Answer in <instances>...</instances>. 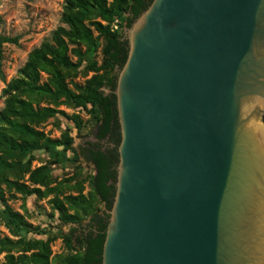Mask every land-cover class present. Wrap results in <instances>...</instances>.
<instances>
[{"label":"water","instance_id":"1","mask_svg":"<svg viewBox=\"0 0 264 264\" xmlns=\"http://www.w3.org/2000/svg\"><path fill=\"white\" fill-rule=\"evenodd\" d=\"M125 39L101 264H264V0H153Z\"/></svg>","mask_w":264,"mask_h":264},{"label":"trees","instance_id":"2","mask_svg":"<svg viewBox=\"0 0 264 264\" xmlns=\"http://www.w3.org/2000/svg\"><path fill=\"white\" fill-rule=\"evenodd\" d=\"M153 0H66L63 6L61 23L50 39L33 49L16 78L12 79L3 91L5 105L0 111V182H7L9 188L23 195L31 192L17 181L9 182V175L24 173L21 158L29 151L50 150L63 147L72 150L73 140L67 134L59 140L45 137L37 128L54 114L60 113L50 106L67 105L75 109L87 110L96 119L95 139L82 148L85 161L94 168L90 178L89 197L82 195L67 197L64 201L55 198L51 201L66 224L81 225L63 237L65 246L74 253L62 259V264H101L102 248L106 227L110 218L115 195L116 167L120 128L117 119L116 76L124 65L128 54V43L112 26L129 29L133 22L148 8ZM124 23V24H122ZM118 29V28H117ZM95 34V35H94ZM17 37L0 34V79L3 80L2 55L4 45H17ZM101 48L102 63L90 61L86 68L93 75L76 91L67 85V79L77 73L84 56H93ZM84 48V51H82ZM71 56L76 60L73 62ZM47 77L42 82L41 76ZM105 89L108 91L105 93ZM41 103L45 107H39ZM34 105V106H33ZM61 115H64L63 113ZM68 119L81 129L82 122L77 115ZM104 149L99 143L106 140ZM110 144H112L110 148ZM72 152H74L72 150ZM74 153V159H77ZM29 173L31 185L47 188L50 184L44 167ZM0 201H4L0 190ZM96 204L102 206L99 209ZM72 210V213H69ZM5 213L13 223L21 224L17 214L9 208ZM11 242L0 240V250H6ZM50 242H24V254L14 257L6 254L0 264H50ZM28 253V254H26Z\"/></svg>","mask_w":264,"mask_h":264},{"label":"rangeland","instance_id":"3","mask_svg":"<svg viewBox=\"0 0 264 264\" xmlns=\"http://www.w3.org/2000/svg\"><path fill=\"white\" fill-rule=\"evenodd\" d=\"M66 0H0V34L8 37H17V45H4L2 55V72L4 79H0V111L5 105L3 91L7 84L17 77L19 70L25 64L28 54L39 45L50 39L52 33L62 26L61 18L63 6ZM124 24V23H122ZM117 32L126 38L128 29L117 27ZM95 35V34H94ZM99 47L95 54L84 56L81 67L76 74L67 79L68 87L76 91L82 87L93 73L87 71V64L94 60L98 65L102 63V55ZM84 51V48H82ZM75 62L76 58L71 56ZM47 77L41 76L42 82ZM105 93V89H103ZM34 106V105H33ZM47 106L41 103L39 107ZM60 113L47 119L37 129L51 140H59L62 135L67 134L72 138V150L63 147H53L50 150H35L27 152L20 160L24 173L9 175V182L17 181L24 185L30 195H23L9 188L7 182H0V190L3 192L4 201H0V240L7 238L11 244L6 250H0V263H3L6 254L15 258L24 254V242L37 240L49 241L51 250V263L62 264L64 257L74 252L65 246L63 237L68 235L72 229L81 228V225L66 224L60 219L59 212L54 208L51 201L55 198L63 201L69 196L75 197L79 189L82 195L89 197L90 178L94 175V168L85 161L82 156V148L88 142L95 143L96 119L87 110L75 109L73 106L57 105L50 106ZM64 115H61V114ZM77 115L82 122L81 129L68 119L69 116ZM74 153L77 159H74ZM44 167L48 174L50 184L47 188L31 185L28 181L29 173ZM65 206L67 204L65 203ZM96 206L102 210L100 204ZM17 214L20 225L10 221L5 210ZM69 210V213H72ZM28 254V253H26Z\"/></svg>","mask_w":264,"mask_h":264},{"label":"flooded vegetation","instance_id":"4","mask_svg":"<svg viewBox=\"0 0 264 264\" xmlns=\"http://www.w3.org/2000/svg\"><path fill=\"white\" fill-rule=\"evenodd\" d=\"M95 141H96L95 143H98L96 139H95ZM99 144H100L104 149L106 148L107 145H109L108 142H107V139L104 140V141H102V142H100ZM111 146H112V144H110V148H111Z\"/></svg>","mask_w":264,"mask_h":264},{"label":"built area","instance_id":"5","mask_svg":"<svg viewBox=\"0 0 264 264\" xmlns=\"http://www.w3.org/2000/svg\"><path fill=\"white\" fill-rule=\"evenodd\" d=\"M112 29H113V30H117V26L114 24V25L112 26Z\"/></svg>","mask_w":264,"mask_h":264}]
</instances>
